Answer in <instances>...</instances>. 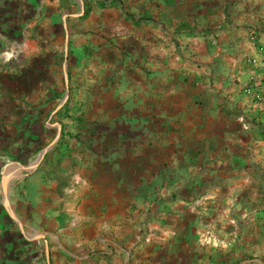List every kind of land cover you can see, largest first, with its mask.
<instances>
[{
  "label": "crops",
  "instance_id": "1",
  "mask_svg": "<svg viewBox=\"0 0 264 264\" xmlns=\"http://www.w3.org/2000/svg\"><path fill=\"white\" fill-rule=\"evenodd\" d=\"M114 1L0 0V128L66 140L9 193L0 264H264V0Z\"/></svg>",
  "mask_w": 264,
  "mask_h": 264
},
{
  "label": "rangeland",
  "instance_id": "2",
  "mask_svg": "<svg viewBox=\"0 0 264 264\" xmlns=\"http://www.w3.org/2000/svg\"><path fill=\"white\" fill-rule=\"evenodd\" d=\"M76 1L78 2L79 6L81 8L80 9V13H81L80 17H84L86 15V10L84 8L85 7V0H76ZM90 1L93 2L94 4L98 5V6L100 5L98 3V1L97 2L94 0H90ZM130 2L131 1L128 0V3H130ZM190 2L191 1H189V3ZM86 3H87V1H86ZM191 3H193V2H191ZM133 7H135V6L133 5ZM205 17L206 16H204V18ZM181 18H187V17H185L181 14L180 15L179 14H177V15L172 14L171 17H168L165 14H162L161 16H159L158 20L160 22H162L163 24L168 25V26L169 25H177L179 23L178 25L180 28H181V26L184 27L185 33H190V34L194 33L195 34V33L199 32V29H196L195 25H196L197 21L198 22L202 21L203 16H201L199 14H195L192 18V21L195 22V24H193V25L191 24V22L182 21ZM187 29H189V30H187ZM66 46H67V43H66ZM65 66H66V72H67V61H66ZM65 79L68 80L67 73H66ZM4 83H8L6 85H9L10 82L8 80H5ZM9 132L10 131L7 127H5L3 125L1 126V128H0V229L2 232L1 242H4V243H7L8 241H15V237L17 238L16 239L17 242H22L23 234L20 231L19 224L14 220V218L9 213V210L4 205V197H3L2 182H1L2 176H3L2 167L4 166L5 163H9L7 166V172H6V174H4V176L6 177V190L8 192V207L11 210V212L14 215H16V217L21 222V219H20L19 214H18V211L20 210L21 205H19L18 201L16 200L17 198L14 200V196H12V195L17 193V191L19 190L18 189L19 186L25 182L26 178L30 174H32L38 168L39 165L32 172L22 170L19 168V166L29 165V164L33 163L36 160L40 150L46 146V144H42L40 146H37L36 148L22 149L21 150V148H22L21 146H23V145H19L20 147H18L17 152H14L13 147L10 148V146H12V143L10 142L11 137H10ZM56 133H57V131L55 128H54V130H52L50 132V134H49L50 141H52L55 138ZM65 142H66V140H63V142L60 146L65 145ZM55 158L57 161L58 156L56 155V157H54V159ZM9 193H12V195H9ZM32 240H38V239L35 238ZM32 251L35 255L39 254L40 255L39 258H41L43 260L45 259L46 252L43 250L42 246L41 247L38 245L34 246Z\"/></svg>",
  "mask_w": 264,
  "mask_h": 264
},
{
  "label": "water",
  "instance_id": "3",
  "mask_svg": "<svg viewBox=\"0 0 264 264\" xmlns=\"http://www.w3.org/2000/svg\"><path fill=\"white\" fill-rule=\"evenodd\" d=\"M68 41V38H66V43ZM66 61H67V46L65 47V64H66ZM68 92H69V84H68V80L65 79V93L60 101V104L57 108H55L52 112V114H54L58 108H60L62 106V104H64V102L66 101L67 97H68ZM51 114V115H52ZM54 126H57V133H56V136L55 138L49 143L47 144L45 147H43L36 160L29 164V165H21L19 166L20 169L22 170H26L28 172H32L33 170H35L37 168V166L39 165V163L42 161V159L44 158L45 154L47 153V151L57 142V140L59 139L60 137V124L58 122H55L53 123ZM9 163H5L4 166L2 167V191H3V197H4V205L7 207V209L9 210V213L11 214V216L14 218V220L19 224L20 228L23 230V225L22 223L20 222V220L16 217V215H14L11 210L9 209L8 207V192L6 190V177L4 176V174H6L7 172V166H8ZM10 174V173H9ZM45 234L44 232H37L31 236H29V238L32 240V239H40V238H44L45 237Z\"/></svg>",
  "mask_w": 264,
  "mask_h": 264
},
{
  "label": "trees",
  "instance_id": "4",
  "mask_svg": "<svg viewBox=\"0 0 264 264\" xmlns=\"http://www.w3.org/2000/svg\"><path fill=\"white\" fill-rule=\"evenodd\" d=\"M176 0H165L166 3L170 4V5H173L175 3ZM97 2V1H96ZM98 3L100 4V6H111L115 3L114 0H110V1H98ZM136 23H140L139 20H136L135 21ZM70 102V95H68V98L67 100L64 102V104L62 105L61 109L56 113L57 116H64L65 113L68 111V104ZM74 121L78 122V123H81L83 121V119H80V118H74ZM64 134L62 133L61 134V137L59 138V140L56 142V148L59 147L63 140H65L64 138Z\"/></svg>",
  "mask_w": 264,
  "mask_h": 264
},
{
  "label": "built area",
  "instance_id": "5",
  "mask_svg": "<svg viewBox=\"0 0 264 264\" xmlns=\"http://www.w3.org/2000/svg\"><path fill=\"white\" fill-rule=\"evenodd\" d=\"M262 50L264 49L261 48ZM245 93L253 95L258 100H264V83L256 82L253 86H247L244 89Z\"/></svg>",
  "mask_w": 264,
  "mask_h": 264
}]
</instances>
